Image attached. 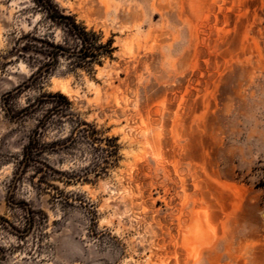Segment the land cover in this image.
Segmentation results:
<instances>
[{
  "label": "rangeland",
  "instance_id": "374dc122",
  "mask_svg": "<svg viewBox=\"0 0 264 264\" xmlns=\"http://www.w3.org/2000/svg\"><path fill=\"white\" fill-rule=\"evenodd\" d=\"M53 2L111 54L60 57L16 94L49 44H78L33 0H0V264H264V0ZM57 93L69 108L23 113ZM53 108L43 144L82 120L113 165L78 141L45 154L46 180L22 172Z\"/></svg>",
  "mask_w": 264,
  "mask_h": 264
},
{
  "label": "trees",
  "instance_id": "16d2710c",
  "mask_svg": "<svg viewBox=\"0 0 264 264\" xmlns=\"http://www.w3.org/2000/svg\"><path fill=\"white\" fill-rule=\"evenodd\" d=\"M35 5L42 10L48 19L53 23L60 26H63L66 34L77 42V48L73 49L68 46V43L65 42V45H54L49 44V47L52 49L47 57L49 58L48 63H45L37 67L35 73L29 79V84L25 86H20L16 90V94L20 93L24 89L28 88L29 85L40 83L47 75L51 73L50 66L53 63H57L60 57L65 58H74L78 60L81 66H91L93 63L99 61L103 56L111 54L110 44L102 45L98 44L96 41V36L93 33H89L85 28L78 25L72 16H66L59 9V7L53 2V0H33ZM14 93H9L7 97L14 96ZM44 98L48 99H61L66 103L67 108L71 106L70 102L66 97L57 93V94H44L38 98L34 104H29L24 112L30 110H36L37 108L47 104ZM37 103V105H35ZM55 109L49 110L46 115H44L41 120L38 122V127L34 130L33 135L29 139L28 145L24 148L23 159L20 163L22 167V172L27 171L30 168L35 169V174H41L40 180H46L49 176V172L55 173V171L46 164V161L43 159L45 154L49 151H57L61 148H66L69 145L78 144V141H86L92 146L94 151L104 153V158L101 160L102 170L106 169L108 166L113 165L114 161L118 155V147L116 145H111L113 140H107V148L101 147V140L98 139V131L96 128L82 120H75L74 129L71 132V135L63 143H53V144H43L40 140L44 131L48 128L49 119L54 116ZM62 114V113H61ZM12 118V117H11ZM63 118V115L60 116V119ZM95 168H98V164L95 165ZM100 168V167H99ZM46 169V170H45ZM62 176H67V181H71L73 174L61 173ZM43 183L42 181H40Z\"/></svg>",
  "mask_w": 264,
  "mask_h": 264
}]
</instances>
